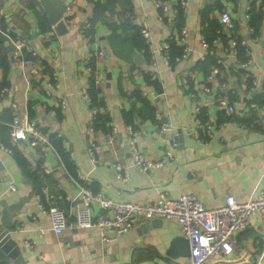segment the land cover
Segmentation results:
<instances>
[{
    "label": "crops",
    "instance_id": "1",
    "mask_svg": "<svg viewBox=\"0 0 264 264\" xmlns=\"http://www.w3.org/2000/svg\"><path fill=\"white\" fill-rule=\"evenodd\" d=\"M61 1L71 4L64 11L65 29L52 28L40 0H0V26H9L36 52L25 53L29 68L35 67L26 77L12 58L10 41L0 34V117L31 115L44 132L61 135L70 162L62 167L52 149L43 154L23 142L12 143L17 154L0 147V201L22 200L12 212L11 234L23 264H189L190 253H167L172 239L184 236L174 219L153 218L149 226L140 220L105 241L97 239V229L68 226L55 233L40 204L61 206L72 223L79 200L70 175L84 177L93 191L114 200L138 203L151 202L160 192L173 197L190 192L208 207L221 205L228 194L240 202L253 197L264 170V0H185L184 7L181 0ZM223 11L233 20L231 30L220 20ZM144 25L149 43L140 33ZM182 26L184 38L173 41L172 51L187 48V55L171 58L167 66L157 48ZM90 55L93 77L102 79L95 85L98 98L116 126L112 146L105 124L88 132L89 107L80 90L92 86ZM221 99L234 107L232 113ZM197 105L212 125L209 139L200 129L206 141L192 134ZM157 110L169 126L164 133ZM130 129L137 131L136 145L146 158H163L166 147L172 158L148 171L133 166ZM92 138L94 159L88 152ZM114 163L126 170L125 178L117 177ZM92 214L109 216L113 210L94 206ZM107 235L115 232L108 229ZM263 237L264 219L252 215L250 226L235 234L237 250L225 261L251 264Z\"/></svg>",
    "mask_w": 264,
    "mask_h": 264
},
{
    "label": "built area",
    "instance_id": "2",
    "mask_svg": "<svg viewBox=\"0 0 264 264\" xmlns=\"http://www.w3.org/2000/svg\"><path fill=\"white\" fill-rule=\"evenodd\" d=\"M156 6H159V1H155ZM181 7L186 4L185 0L180 1ZM71 7L70 3H66L65 9ZM223 27L225 29H233L234 23L227 11H223L220 17ZM86 23L83 28L88 27ZM55 28V25H52ZM217 32H221V28L217 29ZM140 33L145 43L150 42V30L147 26L140 28ZM185 29L182 26L180 33L170 35L161 46L157 49L162 51L165 56V63L167 66H171V54H170V40L183 39ZM0 34L6 37L12 46V58L20 64L22 74L28 76L29 73L35 72V67H31V58L26 57L25 53L29 52L31 55H35L36 52L26 44L23 37L13 34L9 26H0ZM244 44V40L241 41ZM202 45L207 47L208 43L202 40ZM247 49V48H246ZM248 50V49H247ZM188 49L185 48L180 55L175 56V59L184 57L187 55ZM103 54L102 50H98L95 56L100 57ZM87 70L90 74L94 75V67L90 65L91 55L88 56ZM248 60L242 65L247 64ZM26 72H28L26 74ZM97 75V74H96ZM102 79L99 76L94 78V83L97 85ZM207 90V88H206ZM81 95L88 103V132L95 133V123L97 116L100 113H104L107 110L106 106L90 105L91 97L88 92V88L83 87L80 90ZM64 101H61L62 108L64 107ZM220 104L223 105L228 113L234 111V107L228 104L225 100L221 99ZM15 106V104L13 105ZM200 105L195 108L196 127L192 130L193 136L200 141H206L213 136L212 125L209 120H203L199 117ZM155 119L157 120L158 130L164 133L168 130L169 126L166 121L161 118L160 112L155 111ZM3 120L0 119V123ZM9 128V137L12 143H18L22 140L23 143L30 145L33 148H40L43 154L46 153V149L50 148L54 151L58 161L62 167H65V162L60 155L58 149L54 145L51 134L44 132L37 121L30 118L27 113L14 114L12 119L4 121ZM111 128L107 134L106 143L109 146L113 145L114 136L116 133V126L113 120L107 122ZM199 129V130H198ZM200 129L205 133V138L202 137ZM129 145L132 150L133 166L137 167L141 171H148L152 167L163 166L166 161L172 158V153L169 148H165L164 157L161 159H149L144 156L140 149L136 145L137 131L130 129L128 131ZM56 137L60 138V134L56 133ZM90 139L88 142V152L92 159H94V147L96 141ZM0 147L6 151L12 152L11 148L6 146L0 139ZM118 178H125L126 170L122 173V166L120 163L113 164ZM42 171L49 173L52 170L48 167H42ZM72 176L75 184L77 185V193L75 198L79 200L76 204L74 213V219L72 223L68 222L67 213L59 205H51L44 208L43 204L40 207L46 212L52 230L59 234L68 226L78 228H90L97 229L99 236L102 240H113L116 235L124 233L130 227L140 220H150L153 218H166L176 220L182 229L183 235L189 240L190 244V261L189 264H228L225 259L226 255L236 251L237 247L234 242L235 234L245 230L251 224L252 215H258L264 219V170L261 174L262 184L258 192L248 199L247 201H237L235 197L228 194L224 197L221 205L216 207H208L203 205L200 199L193 193L184 192L180 195L173 197L166 192H160L156 198L147 203H138L134 201L114 200L107 197L102 190L93 191L88 185V180L84 177L77 175ZM10 189H15V185L11 184ZM94 206H99L104 209H112L113 214L109 216H101L94 218L92 209ZM113 229L115 235L110 237L107 235V230ZM264 240V237H263ZM3 258L0 250V263ZM251 264H264V241L263 249L261 252L256 253L254 260Z\"/></svg>",
    "mask_w": 264,
    "mask_h": 264
},
{
    "label": "water",
    "instance_id": "3",
    "mask_svg": "<svg viewBox=\"0 0 264 264\" xmlns=\"http://www.w3.org/2000/svg\"><path fill=\"white\" fill-rule=\"evenodd\" d=\"M47 15L49 16L51 24L55 25L56 29H65L64 11L66 4L61 0H40ZM179 133V131H178ZM179 135V134H178ZM178 135H174V142L178 141ZM22 142V140H19ZM22 200L10 203L6 200L0 201L1 218H0V250L3 258L0 264H23V258L20 254V248L17 241L12 236V231L16 226L12 221V212L21 207ZM156 219L147 220L146 225L155 224ZM101 240L100 237L97 238ZM170 256L176 254L189 255L190 244L189 240L181 235L174 237L171 241L170 248L167 252Z\"/></svg>",
    "mask_w": 264,
    "mask_h": 264
},
{
    "label": "trees",
    "instance_id": "4",
    "mask_svg": "<svg viewBox=\"0 0 264 264\" xmlns=\"http://www.w3.org/2000/svg\"><path fill=\"white\" fill-rule=\"evenodd\" d=\"M178 16H179L178 17L179 20L182 21L183 20L182 11L180 12V14ZM84 33L87 34V31H85ZM173 41L174 40H170V54H171V58H174L175 55L176 56L180 55L181 51H182V49H181V51L179 53H177V54L173 53V51H172ZM91 62H93V59H91ZM91 62H90V65L92 67H94V64L93 63L91 64ZM91 78H92V86L88 88V92H89L90 97H91L90 105H98V106L102 105V106H104V104H102L101 100L98 98V88L95 86L93 74L91 75ZM202 113L203 112H202V109H201V111L199 113V117L204 120V117H203ZM12 117L10 119H7L5 117H0V119L3 120V122L0 123V139H1V142H3L6 146L11 148L12 152L17 154L16 146L14 144H12V142L10 141L9 128L4 122V121L11 120ZM29 117L32 118L31 115H29ZM109 120H111V118L109 117V115L108 116L106 115V112L98 114L97 120H96V123H95V128L98 129L99 125L100 126H104V124H105L107 126V128H108L107 131L110 132L111 128L107 124V122ZM101 124H103V125H101ZM5 135H7L8 139L5 138ZM51 139H52L54 145L56 146V148L58 149L60 155L62 156V158H63V160L65 162V165L67 167H69L70 166L69 156H68V153H67L65 147L62 145L61 139L56 137L55 134H51ZM8 140L10 141L9 143H8Z\"/></svg>",
    "mask_w": 264,
    "mask_h": 264
}]
</instances>
